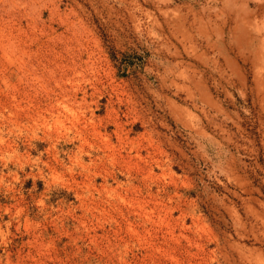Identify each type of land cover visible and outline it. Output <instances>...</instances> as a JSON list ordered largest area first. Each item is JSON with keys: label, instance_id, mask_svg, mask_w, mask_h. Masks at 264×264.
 Listing matches in <instances>:
<instances>
[{"label": "rangeland", "instance_id": "1", "mask_svg": "<svg viewBox=\"0 0 264 264\" xmlns=\"http://www.w3.org/2000/svg\"><path fill=\"white\" fill-rule=\"evenodd\" d=\"M0 264H264V0H0Z\"/></svg>", "mask_w": 264, "mask_h": 264}]
</instances>
